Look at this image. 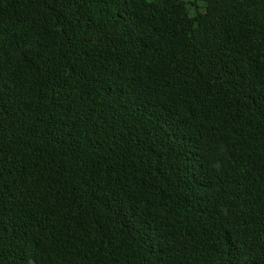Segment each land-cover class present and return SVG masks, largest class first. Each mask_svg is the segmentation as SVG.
Wrapping results in <instances>:
<instances>
[{
	"label": "trees",
	"instance_id": "16d2710c",
	"mask_svg": "<svg viewBox=\"0 0 264 264\" xmlns=\"http://www.w3.org/2000/svg\"><path fill=\"white\" fill-rule=\"evenodd\" d=\"M0 264H264V0H0Z\"/></svg>",
	"mask_w": 264,
	"mask_h": 264
}]
</instances>
